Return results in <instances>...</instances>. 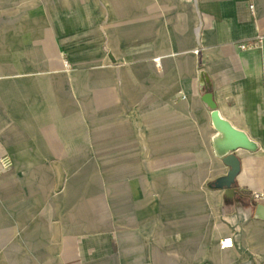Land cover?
I'll use <instances>...</instances> for the list:
<instances>
[{
    "label": "crops",
    "instance_id": "crops-1",
    "mask_svg": "<svg viewBox=\"0 0 264 264\" xmlns=\"http://www.w3.org/2000/svg\"><path fill=\"white\" fill-rule=\"evenodd\" d=\"M39 9L0 0V264H264V0Z\"/></svg>",
    "mask_w": 264,
    "mask_h": 264
},
{
    "label": "water",
    "instance_id": "water-1",
    "mask_svg": "<svg viewBox=\"0 0 264 264\" xmlns=\"http://www.w3.org/2000/svg\"><path fill=\"white\" fill-rule=\"evenodd\" d=\"M205 100L212 106V121L216 129V135L213 137V146L215 153L218 157L224 159V161L231 166L229 176L218 183V186H227L231 188L234 177L237 175L240 163L236 156L233 154L237 149L243 148L250 151L258 149V144L253 141L244 131L234 127L230 121L224 118L220 111L215 108V104L212 101V94L208 93L205 96ZM225 181V184L223 182ZM258 213L261 217H264V204L258 205Z\"/></svg>",
    "mask_w": 264,
    "mask_h": 264
},
{
    "label": "built area",
    "instance_id": "built-area-1",
    "mask_svg": "<svg viewBox=\"0 0 264 264\" xmlns=\"http://www.w3.org/2000/svg\"><path fill=\"white\" fill-rule=\"evenodd\" d=\"M253 8V6H252ZM241 49H252L256 46V42L248 41V42H241L238 44ZM11 165V161L7 158L0 159V172L9 168ZM252 197L258 203L264 204V191H253ZM235 241L232 235H226L220 241V247L222 249H229L234 247Z\"/></svg>",
    "mask_w": 264,
    "mask_h": 264
},
{
    "label": "rangeland",
    "instance_id": "rangeland-1",
    "mask_svg": "<svg viewBox=\"0 0 264 264\" xmlns=\"http://www.w3.org/2000/svg\"><path fill=\"white\" fill-rule=\"evenodd\" d=\"M53 0H36V11L43 6V4L50 5ZM58 1V0H56ZM69 1V0H68ZM40 10V9H39Z\"/></svg>",
    "mask_w": 264,
    "mask_h": 264
}]
</instances>
